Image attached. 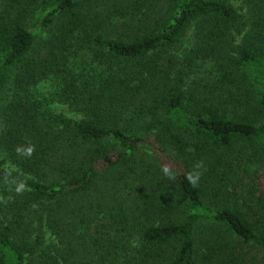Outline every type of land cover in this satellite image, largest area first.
Here are the masks:
<instances>
[{
  "label": "trees",
  "instance_id": "trees-1",
  "mask_svg": "<svg viewBox=\"0 0 264 264\" xmlns=\"http://www.w3.org/2000/svg\"><path fill=\"white\" fill-rule=\"evenodd\" d=\"M247 1L0 0V264H264Z\"/></svg>",
  "mask_w": 264,
  "mask_h": 264
},
{
  "label": "rangeland",
  "instance_id": "rangeland-1",
  "mask_svg": "<svg viewBox=\"0 0 264 264\" xmlns=\"http://www.w3.org/2000/svg\"><path fill=\"white\" fill-rule=\"evenodd\" d=\"M228 1L230 3H232L241 14H245L247 17H249L248 9H249L250 6H249V3H248L247 0H228ZM241 37L242 36H238L237 37V40L240 41ZM186 47H187V44H186ZM259 92L262 93V94H264V83L260 85ZM52 107L57 112L64 113V114H66L69 117H72V118H75V119L82 118V115L80 113L72 110L67 103H63V102H60V101H56V102H54L52 104ZM3 159H4V154L2 153V149H1L0 150V168L3 165H6L7 164V163H3ZM146 160H147V163L149 164L152 159L148 158Z\"/></svg>",
  "mask_w": 264,
  "mask_h": 264
},
{
  "label": "clouds",
  "instance_id": "clouds-1",
  "mask_svg": "<svg viewBox=\"0 0 264 264\" xmlns=\"http://www.w3.org/2000/svg\"><path fill=\"white\" fill-rule=\"evenodd\" d=\"M19 151V150H18ZM32 151H33V149L31 148V147H29L28 149H27V154L28 155H31V153H32ZM165 172H166V174H167V169H165ZM199 174H190L188 177H187V179L189 180V182L192 184V185H196L197 184V182L199 181ZM25 188V185L23 184V183H21V184H19L18 186H17V188H16V191L19 193V192H21L23 189Z\"/></svg>",
  "mask_w": 264,
  "mask_h": 264
}]
</instances>
